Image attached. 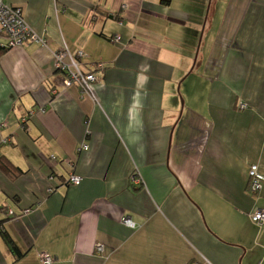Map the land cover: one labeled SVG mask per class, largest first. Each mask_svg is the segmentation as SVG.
Returning a JSON list of instances; mask_svg holds the SVG:
<instances>
[{
    "label": "crops",
    "instance_id": "obj_1",
    "mask_svg": "<svg viewBox=\"0 0 264 264\" xmlns=\"http://www.w3.org/2000/svg\"><path fill=\"white\" fill-rule=\"evenodd\" d=\"M6 3L47 46L0 54V159L18 171L0 170V222L23 254L0 234V264H241L264 250L249 180L264 175V0ZM64 48L84 53L96 100L64 84Z\"/></svg>",
    "mask_w": 264,
    "mask_h": 264
},
{
    "label": "built area",
    "instance_id": "obj_2",
    "mask_svg": "<svg viewBox=\"0 0 264 264\" xmlns=\"http://www.w3.org/2000/svg\"><path fill=\"white\" fill-rule=\"evenodd\" d=\"M115 41H120V38H115ZM28 43H35L41 46H47V40L38 35L33 28L29 25L23 15L22 9L10 6L6 0H0V49L8 50L14 47L24 46ZM84 57L82 51L72 53L67 48L55 54L56 69L66 76L64 84L66 86H76L81 97L95 99L93 92V85L97 82L96 76L91 72H86L82 69L80 60ZM243 109L245 105L241 106ZM89 146L83 144L78 148V152L88 151ZM52 179V178H50ZM250 190L254 194H260L264 191V175L259 171L258 166H251L249 169ZM131 181L141 184V178L137 174L131 177ZM82 182V178L72 174L69 176L67 183L78 186ZM55 191L53 187H49L48 194ZM13 216V213H10ZM252 222L257 227H264V210H256L251 215ZM122 224L126 227L134 229L135 223L130 217H124ZM105 246L103 244L96 245V252L103 253ZM42 264H54L55 259L48 254H42ZM200 264V263H193Z\"/></svg>",
    "mask_w": 264,
    "mask_h": 264
},
{
    "label": "trees",
    "instance_id": "obj_3",
    "mask_svg": "<svg viewBox=\"0 0 264 264\" xmlns=\"http://www.w3.org/2000/svg\"><path fill=\"white\" fill-rule=\"evenodd\" d=\"M169 0H162L163 3H168ZM6 50L0 49V54ZM0 170L4 171L5 173L14 176L18 171L15 169L12 164L4 158L0 159ZM0 213H7L6 209L3 207H0ZM8 220V219H7ZM5 221L0 222V234L3 238V240L6 242V244L11 249L12 253L16 257V259H20L23 254L20 251L19 247L15 243V241L12 239V237L9 235V233L5 230Z\"/></svg>",
    "mask_w": 264,
    "mask_h": 264
},
{
    "label": "rangeland",
    "instance_id": "obj_4",
    "mask_svg": "<svg viewBox=\"0 0 264 264\" xmlns=\"http://www.w3.org/2000/svg\"><path fill=\"white\" fill-rule=\"evenodd\" d=\"M225 1V0H224ZM264 260V250L252 252L242 258L241 264H259Z\"/></svg>",
    "mask_w": 264,
    "mask_h": 264
}]
</instances>
